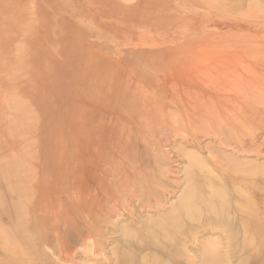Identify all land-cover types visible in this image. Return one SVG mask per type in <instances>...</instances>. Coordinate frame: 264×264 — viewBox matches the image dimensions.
I'll return each instance as SVG.
<instances>
[{
  "label": "rangeland",
  "instance_id": "374dc122",
  "mask_svg": "<svg viewBox=\"0 0 264 264\" xmlns=\"http://www.w3.org/2000/svg\"><path fill=\"white\" fill-rule=\"evenodd\" d=\"M262 99L264 0H0V263L16 239L34 264H198L201 241L222 238L205 261L264 264L238 202L264 232ZM214 188L225 206L185 216V256H169L149 223L188 189L205 202Z\"/></svg>",
  "mask_w": 264,
  "mask_h": 264
},
{
  "label": "bare ground",
  "instance_id": "6f19581e",
  "mask_svg": "<svg viewBox=\"0 0 264 264\" xmlns=\"http://www.w3.org/2000/svg\"><path fill=\"white\" fill-rule=\"evenodd\" d=\"M211 2H212V0H211ZM235 64V63H234ZM249 66V65H248ZM84 73V72H83ZM255 75H257V74H255ZM250 79V78H249ZM104 80V79H103ZM10 82V81H9ZM12 84V82L10 83V85ZM245 85V84H244ZM235 87V86H234ZM245 87V86H244ZM25 90V89H24ZM235 90V89H234ZM244 91V90H243ZM255 91H257V90H255ZM9 93V92H8ZM13 93V92H12ZM246 93V92H245ZM248 93V92H247ZM248 94H250V92L248 93ZM24 95H26V94H23V96ZM242 95V94H241ZM237 96V95H236ZM253 96V95H252ZM248 97V96H247ZM254 97V96H253ZM237 98V97H236ZM247 99V98H246ZM251 99V98H250ZM237 100V99H236ZM263 100V99H262ZM264 101V100H263ZM256 103H259V102H256ZM245 104V103H244ZM254 104V103H253ZM21 105V104H20ZM28 105V104H27ZM220 105V104H219ZM238 106V105H237ZM19 107V106H18ZM30 107V106H29ZM223 107V106H222ZM37 108V107H36ZM24 109V108H23ZM28 109V108H27ZM240 109V108H239ZM21 110V109H20ZM225 110V109H224ZM229 111V110H228ZM242 111H244V110H242ZM227 114H229V112L227 113ZM218 115V114H217ZM254 115V114H253ZM255 115H256V113H255ZM223 116V115H222ZM231 118V117H230ZM245 119V118H244ZM251 120V119H250ZM229 121V120H228ZM252 121V120H251ZM249 123V122H248ZM220 124V123H219ZM17 127V126H16ZM222 127V126H221ZM5 128V127H4ZM15 129V128H14ZM14 129H12V130H14ZM19 129V128H18ZM18 131V130H17ZM6 132V131H5ZM261 137V136H260ZM256 139V138H255ZM221 140H222V138H221ZM224 141V140H223ZM148 147V146H147ZM257 148H258V146H257ZM240 150V149H239ZM126 153V152H125ZM247 153H249V152H247ZM194 156V155H193ZM191 157V156H190ZM26 158V157H25ZM193 158V157H192ZM191 158V159H192ZM195 159V158H194ZM127 160V159H126ZM196 161H197V159H196ZM196 161H192V163L194 164V163H197ZM7 163H8V161H6ZM12 162V161H11ZM15 162V161H14ZM129 162V161H128ZM201 162V161H200ZM199 162V164L201 165V163ZM12 164V163H11ZM21 164V163H20ZM127 164V163H126ZM198 164V163H197ZM203 164V163H202ZM8 165V164H7ZM23 164H21V166H22ZM190 165V164H189ZM9 168V167H8ZM11 168V167H10ZM16 168H18V167H16ZM28 168H30V167H28ZM194 168H196V167H194ZM25 169H27V167L25 168ZM129 169V168H128ZM22 170H24V168H23V166L21 167V171ZM27 170H29V169H27ZM133 170V169H132ZM205 170V169H204ZM19 171V170H18ZM21 171H19L20 173H21ZM26 171V170H25ZM31 171V170H30ZM29 171V172H30ZM34 171V170H33ZM3 172H5V171H3ZM29 172H28V174L27 175H29ZM32 172V171H31ZM112 172V171H111ZM33 173V172H32ZM211 173V172H210ZM19 174V173H18ZM17 174V175H18ZM23 174V173H22ZM21 174V175H22ZM26 174H24V175H26ZM31 174V173H30ZM114 174V173H113ZM152 174V173H151ZM30 176V175H29ZM116 176V175H115ZM17 177V176H16ZM19 177V176H18ZM22 177V176H21ZM25 177V176H24ZM31 177V176H30ZM139 177V176H138ZM193 177V176H192ZM3 178V177H2ZM10 178H12V177H10ZM32 179H34L35 178V176H34V178L33 177H31ZM1 179V178H0ZM6 179V178H5ZM14 179V178H13ZM16 180H18L17 178H15ZM20 179V178H19ZM22 179H23V177H22ZM24 179H26V177L24 178ZM139 179V178H138ZM193 179V178H192ZM116 180V179H115ZM4 181V180H3ZM22 180L20 179V182H21ZM112 181V180H111ZM139 181V180H138ZM10 181H8V183H9ZM14 182V181H13ZM17 182V181H16ZM22 182H24V180L22 181ZM21 182V183H22ZM190 182V181H189ZM19 183V181L17 182V184ZM26 183V182H25ZM29 183V182H28ZM138 183V182H137ZM146 183V182H145ZM244 183V182H243ZM24 186H26V184H24V183H22ZM148 184V183H147ZM23 185L21 186V187H23ZM34 185V184H33ZM120 185V184H119ZM146 185V184H145ZM196 185H197V183H196ZM200 185V184H199ZM248 185V184H247ZM16 186V185H15ZM18 186H19V184H18ZM198 186V185H197ZM210 186V185H209ZM27 187H28V185H27ZM31 187V186H30ZM29 187V188H30ZM130 187V186H129ZM128 187V188H129ZM147 187V186H146ZM9 188V187H8ZM11 188H13V187H11ZM20 188V187H19ZM16 189V187L14 188V191H16L15 190ZM21 189V188H20ZM145 189H147L148 190V188H145ZM150 189H151V187H150ZM19 190V189H18ZM22 190V189H21ZM25 190V189H24ZM24 190H22L23 192H24ZM112 190V189H111ZM130 190H131V187H130ZM132 190H134V189H132ZM138 190V189H137ZM146 190V191H147ZM190 190V191H189ZM29 191H32V190H29ZM34 191V190H33ZM71 191V190H70ZM188 192H186L185 191V193L186 194H183L182 195V197H181V199L178 201V204L176 205V206H174L173 208H171V211L169 212V214L167 213V215H165V216H163V217H161L160 219H157V220H155L154 222H150L149 223V225L152 223V225H153V227L155 228H159V231L160 232H158L157 230H156V232H158L159 234L161 233V231H163L162 233L165 235L163 238H165V241H164V243L165 242H171V244H170V246H169V244H167L168 246H169V248H168V246H167V248H168V252H166V253H169V256H173L174 258H176V259H179V260H181L182 261V258H184V256H185V247H184V245H183V243H184V241H183V239H181L179 236H178V238L176 239L175 237H174V233H176V231H177V229H179V226H180V223L182 222V220H183V218L186 216V218H189L190 220H191V218L192 219H194V218H196V217H199V215H201V211H202V209H206V211H208L209 213H218L219 211H218V208H220L219 210H222L221 208H223V206H225L223 203H224V201H222V198H223V191L221 192L220 190H217L216 188H214V189H210V196L211 197H209V199H207V200H205V202L203 201V200H200L199 199V196L196 194V192L194 191V190H191V189H188L187 190ZM25 192H26V190H25ZM28 192V191H27ZM26 192V194H28ZM69 192V191H68ZM125 192V191H124ZM103 193V192H102ZM128 193V192H127ZM134 193H135V191H134ZM21 194H23V196H21L20 194V201H19V203L21 204V206H19V208H22V215H23V217L25 216L24 215V213L26 214V215H30V212L32 213V215H34V210H35V208H36V204L34 203L33 205H31L30 203L29 204H26V203H28L29 201H32V199L30 200V199H28V197L29 196H27V199L24 197V195L26 196V194L25 193H21ZM31 194V192L28 194V195H30ZM114 194V193H113ZM152 194V193H151ZM229 194V193H228ZM242 193L240 192V196L239 197H241L240 198V200L238 201V202H240L241 204H239L240 205V210L241 211H243L244 213H246V214H248L249 215V217L252 215V214H254V209H253V207L251 206V204L248 202V200H247V198H245V195L244 194H242ZM127 196H128V194H126ZM227 195V194H226ZM32 196V198H33V194L31 195ZM31 196H30V198H31ZM101 196V195H100ZM130 196V195H129ZM244 196V197H243ZM27 200V202H26V200L24 199V198ZM67 197V196H66ZM139 197V196H138ZM212 197H214V198H212ZM243 197V198H242ZM247 197V196H246ZM77 198V197H76ZM141 198V197H140ZM120 199V198H119ZM129 199V198H128ZM29 200V201H28ZM98 200V199H97ZM110 200V199H109ZM133 200V199H132ZM224 200V199H223ZM130 201V200H129ZM149 201H150V199H149ZM35 202V201H34ZM82 202V201H81ZM145 202V201H144ZM236 202V201H235ZM16 203V202H15ZM33 203V202H32ZM106 203V202H105ZM85 204V203H84ZM153 204V203H152ZM73 205V204H72ZM123 205V204H122ZM121 205V206H122ZM146 205V204H145ZM144 205V206H145ZM168 205V204H167ZM173 205V204H172ZM70 206V205H69ZM81 206V205H80ZM84 206V205H83ZM120 206V207H121ZM170 206V205H169ZM56 207H58V206H56ZM76 207V206H75ZM82 207V206H81ZM86 209L88 208V207H86V206H84ZM84 207H82V208H84ZM110 207V206H109ZM152 207H153V205H152ZM53 208V207H52ZM74 208V207H73ZM90 208V207H89ZM97 208V207H96ZM95 208V209H96ZM137 208V207H136ZM122 209V208H121ZM134 209V208H133ZM58 210V209H57ZM56 210V211H57ZM229 210V209H228ZM55 211V214L57 213ZM68 211V210H67ZM78 211V210H77ZM83 211H84V209H83ZM86 212V211H85ZM85 212H84V214H85ZM61 213V212H60ZM82 214V213H81ZM101 214V213H100ZM31 215V216H32ZM53 215V214H52ZM60 215V214H59ZM63 215V214H62ZM136 215V214H135ZM31 216H30V218H31ZM38 216V215H37ZM36 216V217H37ZM56 216V215H55ZM85 216V215H84ZM216 216V215H215ZM22 217V218H23ZM28 217V216H27ZM201 217V216H200ZM249 217H247L246 219L247 220H245V222H243V225H244V227H245V229L247 230L246 231V241L248 242V243H250L251 241H253V239H255L254 237H258V235L257 234H259L260 235V237H264V232H263V228H261V225H260V223H254L255 225H253V222L251 223V221H250V218ZM35 218V217H34ZM32 219V220H30L31 221V229H32V231L33 232H31V234L29 233V232H26V233H29L28 235H30V236H32L33 234L32 233H34V237H39V235L38 234H41V236H42V234H43V232H44V227H45V225H46V223L45 222H43V221H41L40 220V218H35V219ZM53 218H55V217H53ZM86 218V217H85ZM84 218V219H85ZM92 218H93V216H92ZM103 218V217H102ZM225 218V217H224ZM42 219V218H41ZM87 219V218H86ZM85 219V220H86ZM96 219V218H95ZM104 219V218H103ZM26 218H25V221H24V219H22V224L24 223V222H26ZM66 220V219H65ZM93 220V219H92ZM91 220V221H92ZM199 220V219H198ZM28 221H29V218H28ZM56 221H57V219H56ZM67 221V220H66ZM86 221H88V220H86ZM89 221H90V219H89ZM90 221V222H91ZM96 221V220H95ZM103 221V220H102ZM54 222V221H53ZM89 222V223H90ZM93 222V221H92ZM91 222V223H92ZM56 223V222H55ZM61 223V222H60ZM83 223V222H82ZM25 224V223H24ZM26 224H28V223H26ZM199 224V223H198ZM232 224V223H231ZM239 224V223H238ZM60 225V224H59ZM83 225V224H82ZM89 225V224H88ZM151 225V226H152ZM251 225V226H250ZM22 227H23V225H22ZM27 227V226H26ZM97 227V226H96ZM181 227V226H180ZM183 227V226H182ZM250 227V228H249ZM251 227H254L255 229L254 230H256V232L253 230V229H251ZM23 228H25V227H23ZM48 228V227H47ZM88 228V227H87ZM154 228H149V226H148V231H143V232H145V233H147V232H149V230H150V234H148V235H152L151 234V232L153 231V230H155ZM214 228L215 229H217V230H221L222 231V233L223 232H225L226 230H225V228H224V226L223 225H215L214 226ZM72 229V228H71ZM76 230L77 231V228H74L73 227V230ZM80 229V228H79ZM91 229H92V226H91ZM147 229H145V230H147ZM153 229V230H152ZM64 231V230H63ZM48 232V231H47ZM79 233H80V231H78ZM156 232H154L155 234H156ZM220 232V231H219ZM1 233V232H0ZM24 234V235H26L27 236V234ZM79 233H77V232H75V234H79ZM144 233V235L146 236V234ZM162 233L160 234V236L162 235ZM189 233H191V232H189ZM188 233V234H189ZM53 234H55V236H56V233H53ZM154 234V235H155ZM158 234V235H159ZM241 234V233H240ZM59 235V234H58ZM86 235V234H85ZM147 235V236H148ZM29 236V237H30ZM54 236V235H53ZM55 236H54V238H55ZM88 236V235H87ZM159 236V238H162V237H160ZM222 236H223V234H222ZM25 237V236H24ZM45 237V236H44ZM52 237V236H51ZM64 237V236H63ZM62 237V238H63ZM82 237H84V235H82ZM88 237H90V236H88ZM135 237V236H134ZM150 237V236H149ZM172 237H174V238H172ZM190 237H194L193 236V233H191L190 234ZM26 239H27V237H25ZM87 238V237H86ZM86 238L84 237V238H82V240L83 239H85V241H86ZM145 238H147V237H145ZM154 238V237H153ZM7 239V238H6ZM5 239V240H6ZM26 239H24V242H27V241H25ZM33 239V238H32ZM89 239V238H88ZM133 239V238H132ZM148 239V238H147ZM150 239V238H149ZM148 239V240H149ZM176 239V240H175ZM13 240V239H12ZM34 240V239H33ZM43 240V239H42ZM64 240H65V237H64ZM130 240V239H129ZM134 240V239H133ZM150 240H152V238L150 239ZM155 240V239H154ZM153 240V241H154ZM162 240V239H161ZM168 240H170V241H168ZM205 240H206V244L204 245V244H202V242L203 243H205ZM205 240H203V241H201V243H200V246H201V248H202V252L204 251L205 253V255H203L204 257V259L203 258H201V256H200V262L198 263V264H205V263H203L202 261L204 260V262H207V261H210L211 262V260L210 259H217V257L219 256V254H220V248H222L223 246H220L221 244H222V242L224 241L222 238L221 239H217V240H213V239H208V241H207V239H205ZM213 240V241H212ZM28 241H30V239H28ZM35 241V240H34ZM34 241H32L31 240V244H32V242H33V244H34ZM36 241H38V240H36ZM61 241V240H60ZM63 241V240H62ZM139 241V240H138ZM209 241H212V242H209ZM222 241V242H221ZM2 242H3V245L6 247V249H8V250H10V254H11V256H10V258L9 259H6V260H4V261H2L0 264H34L33 262H32V260L30 259V258H28L29 256V254L28 253H26V247L24 248V249H22L23 247L21 246L20 248H19V246H17L19 243H16L17 241H16V239H14L13 240V243L12 242H7V241H4V240H2ZM90 242V241H89ZM147 243H149L148 241H146ZM159 242H160V240H159ZM217 242H221V243H217ZM259 242V241H258ZM60 243V242H59ZM155 242H153V244H154ZM162 243V242H161ZM173 243V244H172ZM17 244V245H16ZM26 244V243H25ZM29 244V243H28ZM57 244V243H56ZM159 244V243H158ZM157 244V245H158ZM165 244V245H166ZM220 244V245H219ZM64 245V244H63ZM155 245V244H154ZM202 245H203V247H202ZM222 245H224V242H223V244ZM238 245V244H237ZM264 245V244H263ZM27 246V245H26ZM32 246H35V244L34 245H32ZM31 246V247H32ZM92 246H93V244H92ZM136 246H137V244H136ZM36 247V246H35ZM57 247H59V246H57ZM65 247V246H64ZM79 247H81V245L79 246ZM84 247H87V245H85ZM90 248L89 249H91V246H89ZM264 247V246H263ZM34 248V247H33ZM37 248H38V246H37ZM88 248V247H87ZM93 248V247H92ZM167 248H166V250H167ZM228 248V247H227ZM29 249V248H28ZM27 249V250H28ZM36 249V248H35ZM78 249H80V248H78ZM78 249H76V251L78 250ZM163 249H165V247L163 248ZM218 249H220L219 251H218ZM22 250H24V251H22ZM34 250V249H33ZM48 250H50L49 248H48ZM47 250V251H48ZM75 250V249H74ZM235 250V249H234ZM30 251H31V249H30ZM29 251V252H30ZM69 251V250H68ZM68 251H66V252H68ZM72 253H73V250H70ZM87 251H88V249H87ZM92 251V250H91ZM32 252H34V251H32ZM42 252V251H41ZM60 252V251H59ZM90 252V251H89ZM119 252V251H118ZM218 252H219V254H218ZM229 252V251H228ZM252 252V251H251ZM261 252V251H260ZM6 253V252H5ZM50 253V252H49ZM87 253V252H86ZM154 253V252H153ZM201 253V252H200ZM221 253H223V252H221ZM250 253V252H249ZM28 254V255H27ZM31 254V253H30ZM69 254V253H68ZM79 254H81V253H79ZM116 254H118V253H116ZM203 253H201V255H202ZM224 254H226V252L224 253ZM37 255H38V253H37ZM74 255H75V253H74ZM121 255V254H120ZM166 255V254H165ZM221 255V254H220ZM223 255V254H222ZM32 256V255H31ZM78 256V255H77ZM77 256H76V259H77ZM167 256V255H166ZM206 256H208L210 259L209 260H206L205 261V257ZM234 256V255H233ZM57 257V256H56ZM64 257H65V255H64ZM150 257H151V255H150ZM149 257V258H150ZM226 257V256H225ZM224 257V258H225ZM81 258V257H80ZM79 258V259H80ZM82 258H84V257H82ZM81 258V259H82ZM45 259V258H44ZM54 259H55V256H54ZM152 259V261L151 260H149V262L151 263V262H156V260L157 259H153V258H151ZM185 259H186V262H187V264H194L193 262H196V261H193L192 262V260L190 259V257L189 256H185ZM208 259V258H207ZM220 259V256L218 257V260ZM221 259H222V257H221ZM228 259V258H227ZM235 259V258H234ZM33 260H35V259H33ZM62 259H60V261H61ZM155 260V261H154ZM172 260V259H171ZM218 260H217V262H218ZM55 261V260H54ZM71 261V260H70ZM169 261V260H168ZM174 261H176V260H174ZM240 261V260H239ZM56 262V261H55ZM59 262V261H58ZM61 262H63V261H61ZM149 262H148V264H149ZM164 262L165 261H163V263L162 264H164ZM214 262H216V261H214ZM239 263H241V261L239 262ZM57 264V263H56ZM69 264V263H68ZM87 264V263H86ZM92 264V263H91ZM167 264V263H166ZM207 264H212V263H209V262H207ZM243 264V263H242Z\"/></svg>",
  "mask_w": 264,
  "mask_h": 264
}]
</instances>
